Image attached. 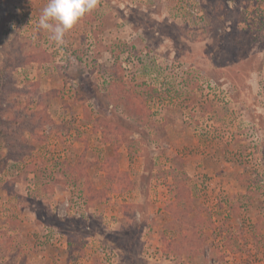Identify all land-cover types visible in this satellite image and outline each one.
<instances>
[{
  "label": "rangeland",
  "instance_id": "374dc122",
  "mask_svg": "<svg viewBox=\"0 0 264 264\" xmlns=\"http://www.w3.org/2000/svg\"><path fill=\"white\" fill-rule=\"evenodd\" d=\"M47 2L0 0V264H264V0H99L61 47Z\"/></svg>",
  "mask_w": 264,
  "mask_h": 264
},
{
  "label": "clouds",
  "instance_id": "9594fccd",
  "mask_svg": "<svg viewBox=\"0 0 264 264\" xmlns=\"http://www.w3.org/2000/svg\"><path fill=\"white\" fill-rule=\"evenodd\" d=\"M99 0H48L36 24L37 31L50 34L57 47L65 45V35L97 8Z\"/></svg>",
  "mask_w": 264,
  "mask_h": 264
},
{
  "label": "trees",
  "instance_id": "16d2710c",
  "mask_svg": "<svg viewBox=\"0 0 264 264\" xmlns=\"http://www.w3.org/2000/svg\"><path fill=\"white\" fill-rule=\"evenodd\" d=\"M128 130H130V128ZM105 134H107V133L104 132V136H105ZM76 168L78 170L77 171L78 175L79 176H82L83 169H82V167H80L79 163L77 164ZM121 176H123V175L122 174H118L117 176L116 175H113V177L116 179V185L117 186H120V181L123 180V177H121Z\"/></svg>",
  "mask_w": 264,
  "mask_h": 264
},
{
  "label": "built area",
  "instance_id": "2783aa9c",
  "mask_svg": "<svg viewBox=\"0 0 264 264\" xmlns=\"http://www.w3.org/2000/svg\"><path fill=\"white\" fill-rule=\"evenodd\" d=\"M260 264H262V263H260Z\"/></svg>",
  "mask_w": 264,
  "mask_h": 264
}]
</instances>
